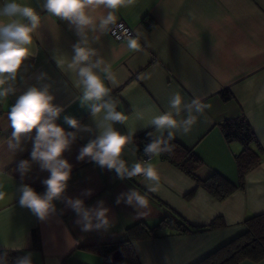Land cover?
Wrapping results in <instances>:
<instances>
[{
	"label": "crops",
	"instance_id": "obj_1",
	"mask_svg": "<svg viewBox=\"0 0 264 264\" xmlns=\"http://www.w3.org/2000/svg\"><path fill=\"white\" fill-rule=\"evenodd\" d=\"M4 2L0 0V5ZM17 2L33 7L41 16V24L34 34L33 54L26 58L16 79L9 82L15 91L0 100V191L6 193L0 201V249H27L38 264H66L65 260L104 264L101 255L82 247L123 240L128 227L138 222L153 224L172 211L194 226H207L213 221L216 225L137 240L133 245L139 263L195 264L242 233L247 217L264 212V0H136L132 6L121 7L116 16L117 21L123 20L133 29V36L140 34L139 50H130L127 39L116 41L109 32L88 33L90 46L108 67V72L98 71V75L117 103V110L128 117L124 124H114L122 134L131 130L134 137L147 132L160 135L147 125L153 116L169 110V101L176 93L184 102L199 97L210 105L202 115L194 113L197 121L189 133L180 129L173 130V135L175 141L201 159L196 170L198 178L216 172L236 185L221 200L160 155L142 161L132 141L122 158L129 166L149 162L159 176L158 184H153L155 191L149 189L151 182L143 176L122 180L114 170L102 169L90 158L78 161L80 148L99 134L95 119L103 118V112L94 118L82 103L79 77L75 69L68 67L73 45L80 38L69 21L43 9L44 0ZM104 11L100 6L90 15L98 18ZM144 18L152 19V24L144 23ZM93 35L100 39L92 41ZM41 74L46 76L41 79ZM45 85L54 97L53 104L63 108L56 120L59 126L75 131L64 120L71 116L93 131L79 132L63 153L73 166L68 187L63 198L53 201L56 211L41 220L20 206L19 188L28 185L43 194L46 186L42 181L50 173L31 160L35 129L22 137L19 149H9L13 129L8 113L28 88ZM225 91L228 98L222 95ZM138 112L143 113L142 120L137 118ZM186 115L182 111L177 119ZM237 116L247 119L262 149L261 158L246 170L240 186L236 156L241 145L227 140L220 126ZM22 160L31 165L23 175L18 170ZM132 188L147 199L146 208L116 203L121 193ZM88 189L91 195L84 194ZM67 198L82 199L89 208L103 201L109 209L110 227L82 231L76 223L77 214L66 204ZM33 228L39 234V250L32 249ZM240 264H264V258L246 259Z\"/></svg>",
	"mask_w": 264,
	"mask_h": 264
},
{
	"label": "clouds",
	"instance_id": "obj_2",
	"mask_svg": "<svg viewBox=\"0 0 264 264\" xmlns=\"http://www.w3.org/2000/svg\"><path fill=\"white\" fill-rule=\"evenodd\" d=\"M135 2L136 0H44L43 9L51 16L65 19L69 21L70 26H74L80 39L73 45L74 55L68 67L77 72L79 85L83 88L81 101L90 108L91 115L96 118L103 112L102 121L95 119L99 134L80 148L77 160L84 161L90 158L102 169L114 170L117 177L122 180L143 176L146 182H151L149 189L155 191L153 184L159 182L156 169L149 162H138L129 166L122 158L135 132L130 130L122 134L114 127L115 123L124 124L128 117L117 110V103L110 97L109 89L98 75V71L108 72V67L103 66L104 59L90 46L88 35L89 32L106 34L117 23L116 12L121 7L134 5ZM100 6H103L104 14L98 18L90 15L91 11ZM40 24L41 16L28 4L19 3L17 0H5L0 5V100L6 99L15 91L9 82L16 79L26 58L33 54L31 46ZM99 39V35L92 37V41ZM126 39L130 50H139V33L135 36L127 34ZM44 76L46 74H41V79ZM109 79L112 77L109 76ZM53 100L48 85L42 88L33 86L18 97L8 113L13 129L8 141L9 149L12 151L19 149L22 137L35 129L31 160L38 162L41 170L50 173L49 177L42 181L46 186L43 194H38L28 185L19 188L20 206L30 209L41 220L56 211L53 201L63 198L68 187L73 166L63 158V153L70 149L79 132L93 131L90 126L81 125L71 116H65L64 120L75 131H65L56 123L63 108L54 105ZM208 107L210 105L203 103L199 97L184 102L179 93L174 94L169 101V110L153 116L147 125L160 135L154 136L152 132H147L150 140L143 148L144 155L150 160L154 155L170 152L172 149L169 142L174 139L173 130L182 129L184 134L189 133L197 121V115L194 113L202 115ZM182 111L187 113L186 118L178 120L177 117L181 116ZM137 118L142 120L143 113L138 112ZM30 167L28 160H22L19 162L18 170L23 175ZM84 194L91 195L92 190H85ZM5 196L6 193L0 191V201L4 200ZM121 202L135 208H146L148 205L147 199L133 188L117 197L116 203ZM66 204L77 214L76 223L81 225L82 231L110 227L107 215L109 209L104 206L103 201H99L91 208L85 207L83 200L79 198H67ZM0 264H8L6 253L0 254ZM14 264H32L31 254L17 258Z\"/></svg>",
	"mask_w": 264,
	"mask_h": 264
},
{
	"label": "trees",
	"instance_id": "obj_3",
	"mask_svg": "<svg viewBox=\"0 0 264 264\" xmlns=\"http://www.w3.org/2000/svg\"><path fill=\"white\" fill-rule=\"evenodd\" d=\"M144 18L147 25L153 20ZM223 97L228 98L227 91ZM221 130L229 141H237L241 149L236 156L239 171V186L243 183V175L248 168L255 164L260 158L262 149L244 116H237L223 121ZM134 139H138L141 146H145L150 138L147 133H142ZM170 152L159 154L177 168L181 169L198 184L203 186L216 199L227 197L236 188V185L219 173H212L205 179L196 175L197 168L201 165V159L190 149L183 147L174 139L169 142ZM136 149V148H135ZM139 153V149H136ZM193 192L189 193L191 195ZM216 222L207 226H194L188 223L180 215L169 211L164 217L153 224L138 222L126 229V238L119 241L86 245L82 248L90 250L103 257L104 264H140L134 250V242L137 240L160 237L172 233H185L191 230H203L213 228ZM245 230L227 243L215 249L195 264H240L243 260L258 261L264 258V212L251 215L244 220ZM32 249H40V239L36 228L31 231ZM7 254L8 264H14L15 260L29 254L27 249H0V254ZM32 264H38L31 256ZM66 264L69 263L65 260Z\"/></svg>",
	"mask_w": 264,
	"mask_h": 264
},
{
	"label": "built area",
	"instance_id": "obj_4",
	"mask_svg": "<svg viewBox=\"0 0 264 264\" xmlns=\"http://www.w3.org/2000/svg\"><path fill=\"white\" fill-rule=\"evenodd\" d=\"M108 32L111 38H113L116 41L126 40L127 34H131V35L134 34L133 29L123 20L117 21L116 25H113ZM132 144L136 149H139V157L142 161L149 158L144 155L143 153L144 146L140 145V142L138 139H134L132 141Z\"/></svg>",
	"mask_w": 264,
	"mask_h": 264
}]
</instances>
